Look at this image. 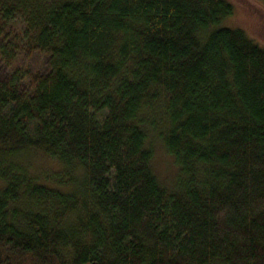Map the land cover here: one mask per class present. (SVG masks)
Returning <instances> with one entry per match:
<instances>
[{"label": "trees", "instance_id": "obj_1", "mask_svg": "<svg viewBox=\"0 0 264 264\" xmlns=\"http://www.w3.org/2000/svg\"><path fill=\"white\" fill-rule=\"evenodd\" d=\"M235 9L0 0L1 57L50 66L0 82V264H264V47L222 26ZM33 153L61 172L41 183L19 162Z\"/></svg>", "mask_w": 264, "mask_h": 264}, {"label": "rangeland", "instance_id": "obj_2", "mask_svg": "<svg viewBox=\"0 0 264 264\" xmlns=\"http://www.w3.org/2000/svg\"><path fill=\"white\" fill-rule=\"evenodd\" d=\"M235 5V14L226 18L222 26L241 28L264 47V3L260 0H230ZM12 33L9 29L0 26V45H10ZM12 58L5 60L0 55V82L8 81L12 75L13 67L29 68L33 73L46 75L50 72L49 56L39 52L28 53L19 47L16 51L9 49ZM149 145L153 150L152 169L159 182L168 188L175 186L179 177V167L165 149L161 139L151 129ZM20 163H24L30 175L40 178L41 183L46 182L45 177L61 172L62 166L48 156L40 153L25 155Z\"/></svg>", "mask_w": 264, "mask_h": 264}]
</instances>
